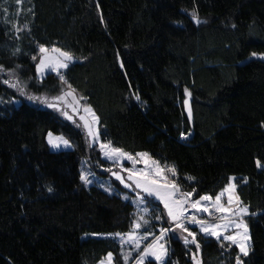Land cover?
Segmentation results:
<instances>
[{
  "label": "trees",
  "instance_id": "obj_1",
  "mask_svg": "<svg viewBox=\"0 0 264 264\" xmlns=\"http://www.w3.org/2000/svg\"><path fill=\"white\" fill-rule=\"evenodd\" d=\"M39 45L79 59L62 74L95 112L103 142L175 166L171 182L195 189L193 198L216 196L236 178L250 213L248 255L199 233L197 253L186 233H170L167 264H194V254L199 264H236L238 254L242 264H264V170L256 168L264 163V60L249 58L264 53V0H0V64L21 66L26 94L54 95L59 76L36 77ZM5 79L15 78L0 72V264H95L109 252L123 264L115 239L82 237L132 227L130 202L80 180L82 158L107 161L79 126ZM48 132L72 149L51 151ZM150 203L153 217L163 216L152 224L169 227L164 208Z\"/></svg>",
  "mask_w": 264,
  "mask_h": 264
},
{
  "label": "snow or ice",
  "instance_id": "obj_2",
  "mask_svg": "<svg viewBox=\"0 0 264 264\" xmlns=\"http://www.w3.org/2000/svg\"><path fill=\"white\" fill-rule=\"evenodd\" d=\"M16 3L19 5L22 3V0H16ZM5 11H7L5 9ZM31 11V9H29ZM192 19L197 23H200L199 17L197 13L194 11L192 13ZM15 31L19 33L21 28L17 25H13ZM25 28L27 25L24 26ZM17 52L20 49L16 50ZM50 50L44 45H39V53L38 56H32V60L36 61L39 59V63L36 64V75L41 78L45 75V70L50 69L52 72H56L59 76L62 84H67L65 76L60 73V69H66L69 67V63L73 61L74 57L72 54L62 51L59 48H53ZM16 53L14 52L13 55ZM256 54L253 53V56ZM21 68L20 65H16L14 68H6L3 64H0V72L7 74L10 78H15L14 81L11 79H5L2 82L8 85L11 88L16 89L21 96H26V98L30 101H39L47 105V107L53 109L54 111H58L61 115L65 116L67 119H72L71 116L68 115L67 111L62 107L61 102L65 100L68 96H73L74 90L63 93L62 95L54 96L49 100L45 96H36L31 94H26L27 81L24 82V86L21 87V81L16 78L17 69ZM29 80L33 79L32 77L28 78ZM69 89H71V85H68ZM185 95L190 96L191 93L188 89H185ZM75 99V98H74ZM139 100V96L136 97ZM78 101L72 105L73 109L76 110V106L78 105ZM185 106L189 105V101L185 99ZM86 113H90L92 119L90 122L86 121L84 127L87 131V135L93 141H99L100 134L96 129L95 125L98 123V118L95 116V113L88 107L84 108ZM189 118L191 119V108H188ZM82 120H85V117H81ZM48 143L53 148H59L61 145L64 147H71L70 141L65 139L63 136L52 138V133L49 132ZM183 136V133L181 134ZM101 153L108 160L113 161V163H118L122 159L126 158L127 160L133 161L135 164V158L125 153L122 149L112 146L111 142H100L99 144ZM137 157H140L145 165L144 169L136 170L135 167L132 169H124L128 173L127 180L131 181V183H126L124 178L112 169H108V171H112V175L116 176L118 180L122 184H124L125 188H132L133 191L139 189L140 192L137 193V200L133 201V203L144 204L147 197L155 196L164 207L167 213V222L169 223V227H160L159 235L155 236L154 240L151 244L143 249V251L139 252L138 256L134 260V264H145V260L147 257H153L156 264H167L166 257L169 255V249L166 246V240L170 233H175L177 231L186 233L187 235L183 236L184 245L187 247L189 244H194L197 253L199 252L201 245L197 241V233L190 231L188 228V224H195L199 227L200 233L203 234L205 238L207 237H215L220 241L221 247H225L224 242H228V247H231L233 244L239 248V252L243 254V256L248 255V242L250 240L248 233V225L245 223L243 217L249 215L248 206H242V202L238 195H236L237 185L234 183L236 178L229 177V183L225 185L220 193H218L213 199L210 195H202L197 200H192L193 193L196 192L194 189L193 192L183 193L180 190L179 185L176 183L167 182L166 173H171L173 176L176 175L175 166H165V168H161L160 164L156 160H152L148 153H137ZM258 167L262 166L260 161H257ZM92 173H88L85 171H81L80 180L84 183L85 186L92 183L89 179V176ZM189 180H192V177H188ZM161 181H164L163 183ZM246 182V178H245ZM134 185V187H133ZM103 187V185H101ZM48 191L51 192L53 189L51 187L48 188ZM105 191L111 193L110 188H105ZM140 193L146 194L141 195ZM227 195V204L222 202V198ZM124 199H128L127 194L123 196ZM195 209L197 212L208 213L210 217H214L219 222H212L211 220H201L198 219L195 215L189 218L186 213L188 209ZM142 212L148 213L149 209L147 206L143 207ZM219 214V215H216ZM251 215H255V213H251ZM155 220L159 221L163 219L162 215H156L154 217ZM139 221H143L144 225H149L150 222L144 219L143 215L139 216ZM139 221L132 222V230L127 234L115 233L109 234L114 235L115 237L120 238V243L124 244L126 241L131 242L134 246V249H138L140 247V241L143 237H140L136 234V230L141 228V223ZM234 228L235 231L232 234H228L229 230ZM146 235H152V233H146ZM222 237V240H221ZM126 238V239H125ZM191 238V239H189ZM132 256V251H128L123 254V260L125 264H129V257ZM194 264H199L197 260L196 254L192 257ZM113 254L109 252L105 259L100 261V264H112ZM236 264H242V260L240 255L238 254L236 257Z\"/></svg>",
  "mask_w": 264,
  "mask_h": 264
},
{
  "label": "rangeland",
  "instance_id": "obj_3",
  "mask_svg": "<svg viewBox=\"0 0 264 264\" xmlns=\"http://www.w3.org/2000/svg\"><path fill=\"white\" fill-rule=\"evenodd\" d=\"M51 49H53V48H51ZM51 49H49L50 50V54L51 55H55V54H52L51 53ZM255 54L256 55L253 56V53H252L249 56V58H259L261 60H264V53H255ZM72 56L74 57V59H73V61H71L69 63V66L72 63H74L77 60H79L73 54H72ZM37 63H39V59H38V62ZM64 70L65 69H60V73L62 74L64 72ZM49 73L57 74L56 72H52L50 69H46L45 70L44 77L47 74H49ZM36 77H37V79L39 81H41L42 78L40 76L36 75ZM21 86H24V83H21ZM68 91H72V89H69V87H68L67 84H62V87H61V89L59 90V92L57 94H54V95H43V96H45L49 100H51L52 97L58 96V95H62L63 93H66ZM75 101H78L79 102L78 105L76 106V110H74L73 107H72V105L75 103ZM14 104L15 105L19 104V101L18 100H15L14 101ZM61 104H62V107L64 108V110L67 111L68 115L72 117V119H67L65 116L61 115L60 112L54 111L53 109H51L49 107H47V108L49 110H51L53 112V114L56 117H58L59 119L68 121V122H70V123H72L74 125L79 126L82 129V131L84 132V134H85L86 142L89 145L95 144L96 145V149H98L100 151L101 158L103 160L107 161V164H105V165L97 164V165L91 166L90 163L87 161L86 158H82L81 164H80V173H81L82 170L85 171V172H88V173H92V175L89 176V179L92 181V183L88 184L86 187L94 186V187H97V188H99V189H101L103 191H105V188H110L112 190L111 193L108 192V191H105V192H107L109 194L118 195L123 200L128 201V202H130L133 205V207H134V215H135L133 221H139V216L140 215H143L144 216V219H146V220H148L150 222L149 225H144L143 224V221H139L142 226H141L140 229H137L136 230V234L138 236H140V237H143V239L140 241V247L138 249H134V246H133V244L131 242H127L126 241L124 244H121L119 237H115L114 235H109V234H115V233L127 234V233H129L132 230V227H131L130 231H128V232L85 233V234L82 235V237H84V238L85 237H100V238H112V239H115L120 244V247H121L120 254H121V257H122L123 264H125V262L123 260V254L124 253H127L128 251H132V256L129 257V264H134V260L138 256L139 252L143 251V249L145 247H147L149 244L152 243V238H155V236H158L160 234L159 233V229H160V227H162V226H157V225L155 226V225L152 224L155 219L153 217V213L151 211V208H153L154 206L150 203V201L151 200L152 201H155V202L157 201L162 207H163V204L155 196L147 197L146 200H145V203L144 204H139V206L137 205V203H133V201H136L137 200V193H139L140 190L137 189V190L133 191L132 188H125L124 184H122L120 182V180H118L116 178V176L112 175V171L118 172L124 178V180H125L126 183H131V181H128L127 180L128 173L126 171H124V169H132L133 167H135L136 170L144 169L145 168V165H144L143 160L140 157H137L136 156L137 153H144V151H138L136 153H129V152L124 151L125 153H128V154L132 155L135 158V161H136L135 164H133V161L127 160L126 158L122 159L118 163H113V161L106 159L104 157V155L101 153L99 144H100V142H103V141L100 138H99V141H93L87 135V131H86L85 127H84L85 122L86 121L90 122L91 119H92L91 114L90 113H86L84 111V108L85 107H88V108H90L92 110V112H94L93 109L90 106L84 105L83 102L81 101V98L75 92L73 93V96L66 97L65 100L61 102ZM95 116H96V114H95ZM81 117H85V120H82ZM95 127L98 130V123L95 125ZM48 134H49V132L46 134V142H47V144L49 146V149L51 151H67V150H71L72 149V145H71V147H67V148L64 147L63 145H61L59 148H53L48 143V139H49V135ZM60 136H62V135L52 133V138L53 139H55L56 137H60ZM151 159L152 160H156V159H154L152 157H151ZM260 164L262 166L258 167L257 161H256V168L258 170H261V169L264 170V163L263 162H260ZM160 166H161V168H165L166 165L163 166V165L160 164ZM108 169H112V171H108ZM166 175H167V182L172 183L171 180H170V177L172 176V174L171 173H166ZM161 182L163 183L164 181H161ZM101 185H103V187H101ZM133 187H134V185H133ZM125 194H127V196L129 197L128 199H124L123 198V196ZM140 194L141 195H146V194H143V193H140ZM202 195H205V194H202ZM207 195H209V194H207ZM236 195H238L237 192H236ZM199 197H197V198H193L192 197L191 199L194 201V200L199 199ZM212 198L214 199L215 196H212ZM222 202L225 203V204H227V195L226 194L222 198ZM145 206H147L148 209H149V212L148 213L142 212V209ZM242 206H245L244 203H242ZM190 210H193L198 216H201V217H204V218L205 217L206 218H212V220H211L212 222H219L214 217H210L208 213H204L202 211L201 212H197L195 209H192V208H189L188 209V211H190ZM165 213H166V210H165ZM216 215H219V214H216ZM166 217H167V213H166ZM244 217H243V219H244L245 223H247ZM187 226H188V228H189L190 231H193L192 230V227L196 228L197 229V232L196 233H199V234H201L203 236V234L200 233L199 227L197 225H195V224H188ZM234 231H235V229L232 228V229L229 230L228 234H232ZM146 233H152V235H146ZM175 233L176 234L177 233L180 234L181 232L177 231ZM248 233H249V229H248ZM249 237H250V234H249ZM211 238L216 239L215 237H211ZM221 239H222V237H221ZM147 243H149V244L147 245ZM166 244H167V240H166ZM234 246H236V245H234ZM249 246H250V240L248 242V251H249ZM237 249H238V252H239V248L238 247H237ZM239 254H241V253L239 252ZM167 257L165 258L166 260H167ZM101 260H99L95 264H100V261ZM112 264H113V261H112ZM145 264H156V262H155V260H154L153 257H147L146 260H145Z\"/></svg>",
  "mask_w": 264,
  "mask_h": 264
},
{
  "label": "water",
  "instance_id": "obj_4",
  "mask_svg": "<svg viewBox=\"0 0 264 264\" xmlns=\"http://www.w3.org/2000/svg\"><path fill=\"white\" fill-rule=\"evenodd\" d=\"M185 99H187L189 101V105L188 106H185V104H184ZM185 99L183 100V110H184V113H185L189 123L192 124V109H191V119L189 118V111H188V108L189 107L191 108L190 99L189 98H185Z\"/></svg>",
  "mask_w": 264,
  "mask_h": 264
},
{
  "label": "built area",
  "instance_id": "obj_5",
  "mask_svg": "<svg viewBox=\"0 0 264 264\" xmlns=\"http://www.w3.org/2000/svg\"><path fill=\"white\" fill-rule=\"evenodd\" d=\"M183 193H187V192H183ZM186 215L191 218L193 215H195L198 219H201V220H212V218H204V217H201V216H198L193 210H190L186 213Z\"/></svg>",
  "mask_w": 264,
  "mask_h": 264
},
{
  "label": "crops",
  "instance_id": "obj_6",
  "mask_svg": "<svg viewBox=\"0 0 264 264\" xmlns=\"http://www.w3.org/2000/svg\"><path fill=\"white\" fill-rule=\"evenodd\" d=\"M153 240H154V238H152V241H153ZM149 243H150V242H149ZM149 243H147V245H148ZM147 245H146V246H147ZM166 246H167V244H166Z\"/></svg>",
  "mask_w": 264,
  "mask_h": 264
}]
</instances>
